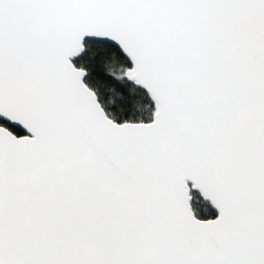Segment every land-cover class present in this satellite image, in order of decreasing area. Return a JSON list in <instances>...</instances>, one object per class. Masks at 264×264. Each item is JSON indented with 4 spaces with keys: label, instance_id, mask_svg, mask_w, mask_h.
<instances>
[{
    "label": "snow or ice",
    "instance_id": "snow-or-ice-1",
    "mask_svg": "<svg viewBox=\"0 0 264 264\" xmlns=\"http://www.w3.org/2000/svg\"><path fill=\"white\" fill-rule=\"evenodd\" d=\"M0 264H264V0H0Z\"/></svg>",
    "mask_w": 264,
    "mask_h": 264
}]
</instances>
